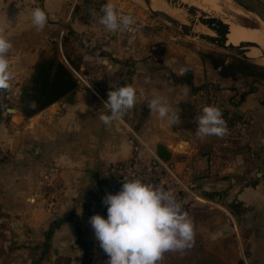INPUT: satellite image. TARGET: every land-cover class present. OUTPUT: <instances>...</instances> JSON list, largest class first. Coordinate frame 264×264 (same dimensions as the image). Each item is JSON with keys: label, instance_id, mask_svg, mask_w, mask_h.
<instances>
[{"label": "crops", "instance_id": "crops-1", "mask_svg": "<svg viewBox=\"0 0 264 264\" xmlns=\"http://www.w3.org/2000/svg\"><path fill=\"white\" fill-rule=\"evenodd\" d=\"M101 5L104 3L98 0H0V36L11 43L7 53L9 81L22 88L37 61L61 55L66 66L82 74L97 91V95L88 93L79 83L74 103L65 107L54 104L59 111L51 118L40 113L25 118L20 112H4L0 107V147L8 154L0 164V247L4 250L0 264H55L65 260L100 264L102 249L89 218L107 215L102 201L121 184L120 168L132 156L152 161L158 157L156 147L163 141L171 163H180V154L175 152L179 139H172L176 135L164 138L162 133L156 137L154 130L189 129L187 107L176 103L173 108L168 103L179 117L172 124L151 113L147 106L156 93L164 97L173 92L178 81L171 80L166 92L153 79L141 78L140 73L150 76L156 70L145 58L151 50L148 36L136 39L108 31L98 23ZM35 8L47 13L43 28L32 23ZM124 84L136 89L139 102L126 110L121 120L105 125L99 115L107 113V94ZM189 143L192 152L184 156L186 162L200 161L210 154ZM50 165L58 167V173L45 181L43 175ZM199 166L203 167L204 162ZM206 181H201L199 187L228 184L216 179ZM199 196L205 204H213L208 197ZM207 236L202 234L203 239ZM207 239L212 248L220 243L210 236ZM210 242L204 246L210 247ZM201 254L195 252L194 262L203 259Z\"/></svg>", "mask_w": 264, "mask_h": 264}, {"label": "rangeland", "instance_id": "rangeland-1", "mask_svg": "<svg viewBox=\"0 0 264 264\" xmlns=\"http://www.w3.org/2000/svg\"><path fill=\"white\" fill-rule=\"evenodd\" d=\"M186 1L223 21L234 18L228 13L231 9L225 0ZM100 2L104 4L111 2L119 16L132 18L131 25L119 32L136 39L143 35L148 36L151 50L149 57L145 58L155 66L156 70L150 76L140 73V77L153 79L156 86L162 87L161 91L166 88V92L171 80L178 81L177 86L172 85L174 91L162 98L172 104L173 108L177 107L176 103L187 107L186 115L189 123L187 125L190 128L154 130L156 137L162 136V133L164 138H169L170 134L176 135L172 139H175V142L179 139L175 145L177 154H180L178 149L183 141L193 143L204 153L218 150L224 158V165L230 170L218 178L207 179V181L215 179L226 181L228 184L212 187L214 183H208V186L200 188L199 183L195 194H179L174 197L193 224V239L190 247L165 252L157 264H264V78L261 79L264 75V64L236 57L199 39L184 36L178 29L154 17L149 7L141 0H98V3ZM164 7L171 17L185 24L184 13L183 20L181 11H173L165 4ZM193 20L197 24L198 20L195 18ZM234 21L240 25V28L248 29L254 26L255 30H261L255 20L235 19ZM236 42L240 43L239 39ZM58 59L66 65L61 55ZM70 71L73 73L72 69ZM77 73L79 79H86L82 74ZM248 74L255 77L251 78ZM76 79L78 81V78ZM85 85L82 86L83 90L87 88L88 93L97 95L96 87L86 84V81ZM191 85L194 87L192 88ZM87 92L85 91V94ZM161 94L156 93V96L161 97ZM206 105H215L222 112L233 114L235 118L233 128H228L223 136H198L196 117ZM55 110L57 114L59 110L56 108H52L51 113ZM163 142L165 145L159 144L156 150L162 148L169 152L166 142ZM191 152L180 154L178 158L180 163H171V159L166 163L180 172L186 163L184 156L190 155ZM7 156L8 154L6 158ZM204 161L203 159L202 162ZM250 193L253 199L251 195L250 198L248 197ZM199 195L208 197L209 202L213 204H205ZM215 197H218L220 202H215ZM244 197L248 200L245 201ZM214 204L217 207L213 206L215 209H212ZM202 234L208 235L205 239L210 236L213 242L218 240L220 243H214L212 248L210 239H203ZM197 239L200 241L196 242ZM224 240L225 243L222 244ZM207 241L210 242V247L204 246ZM200 242L203 246L199 244ZM218 244L219 248L216 247ZM3 251V247H0V253ZM208 251L213 254L209 255ZM195 252L198 256L202 253L203 261L194 262ZM101 253L103 261L100 264H108L107 255L103 250ZM231 256L235 259L232 260ZM55 264L72 263L65 260Z\"/></svg>", "mask_w": 264, "mask_h": 264}, {"label": "clouds", "instance_id": "clouds-1", "mask_svg": "<svg viewBox=\"0 0 264 264\" xmlns=\"http://www.w3.org/2000/svg\"><path fill=\"white\" fill-rule=\"evenodd\" d=\"M32 23L43 28L47 13L35 8ZM98 23L108 31L127 29L132 18L119 16L111 2L102 5ZM11 43L0 36V88H6L10 79L7 53ZM139 102L136 89L124 84L107 94L104 106L107 113L99 119L108 125L121 120L124 112ZM151 113L178 122V113L173 112L166 99L156 96L148 101ZM196 133L200 137L223 136L226 124L222 111L215 105L204 106L196 117ZM107 215L94 214L89 223L100 248L108 257V264H157L167 251L190 247L193 239V224L173 195L162 187L153 186L140 179L124 180L121 189L107 193L103 198Z\"/></svg>", "mask_w": 264, "mask_h": 264}, {"label": "built area", "instance_id": "built-area-1", "mask_svg": "<svg viewBox=\"0 0 264 264\" xmlns=\"http://www.w3.org/2000/svg\"><path fill=\"white\" fill-rule=\"evenodd\" d=\"M77 3L86 0H75ZM102 5L99 7V13L101 14ZM119 31H116L117 33ZM76 78H78V84L82 83L85 85L84 79H79V74L73 70ZM187 69L185 70V72ZM87 84V83H86ZM86 86V85H85ZM87 89V88H86ZM90 91L91 88H88ZM22 88L12 82L8 81L6 88H0V107L4 112L15 111L19 112V104L21 98ZM55 106V105H54ZM53 107V105H52ZM59 107V106H57ZM55 106L54 108L57 109ZM50 108V107H49ZM45 109L40 114L44 118H51L56 115L55 112L51 113L52 109ZM6 150L0 147V164L6 159ZM218 157V159H217ZM204 161V166L200 167L199 162ZM222 154L218 150L204 156L200 161H194L192 163H184L180 172L172 169L169 163L164 162L159 157L154 156L152 161L146 162L140 159L138 156H132L125 164L120 168L119 176L120 183L123 184L124 180L140 179L145 183L153 186L162 187L164 190L170 192L173 197L179 194H195L199 183L207 179L218 178L225 175L228 170L227 166L224 165ZM58 173V167L50 165L43 175V179L48 181ZM199 199V198H198ZM102 206L106 211V206L102 202Z\"/></svg>", "mask_w": 264, "mask_h": 264}, {"label": "water", "instance_id": "water-1", "mask_svg": "<svg viewBox=\"0 0 264 264\" xmlns=\"http://www.w3.org/2000/svg\"><path fill=\"white\" fill-rule=\"evenodd\" d=\"M148 1V0H146ZM162 1L167 7L174 11H181L187 17H189V24L183 25L175 18L171 17L169 14L162 12V11H154L150 8L151 14L161 19L162 21L166 22L167 24L173 26L174 28L178 29L181 34L184 36H191L193 38L199 39L200 41L214 46L220 50H224L236 57H242L246 60H253L247 57V53L249 49L255 48L260 49V46L256 43H241L238 46L228 43V34L230 33V26L229 24L225 23L222 19L215 17L202 9L196 6H190L188 4L183 3L181 0H160ZM235 2L241 9L247 11L257 17L261 22L264 23V0H232ZM198 17L197 24L203 27L205 30L213 33V35L209 34H199L194 30L195 22L190 20V18ZM246 28V27H244ZM248 28V27H247ZM254 30L255 27L252 26L248 28ZM262 58L264 59V55L262 54ZM75 100V92L70 93L66 98L59 102L60 107H65L66 105H71L74 103ZM15 113V111H12ZM2 115L0 113V121ZM191 149V145L188 141H183L179 145V153L180 154H187ZM122 187V184L116 186L113 190V194L117 193ZM216 202L219 201V198L215 199Z\"/></svg>", "mask_w": 264, "mask_h": 264}, {"label": "trees", "instance_id": "trees-1", "mask_svg": "<svg viewBox=\"0 0 264 264\" xmlns=\"http://www.w3.org/2000/svg\"><path fill=\"white\" fill-rule=\"evenodd\" d=\"M248 75L251 78L255 77L251 74ZM263 78L264 75L261 76V79ZM78 86V81L73 73L56 55L43 57L33 66L28 83L22 87L19 112L25 118L33 117L59 103L70 93L76 92ZM222 116L226 128L232 129L235 125L234 115L223 111ZM157 155L165 162H169L171 159V154L162 148L158 149Z\"/></svg>", "mask_w": 264, "mask_h": 264}, {"label": "bare ground", "instance_id": "bare-ground-1", "mask_svg": "<svg viewBox=\"0 0 264 264\" xmlns=\"http://www.w3.org/2000/svg\"><path fill=\"white\" fill-rule=\"evenodd\" d=\"M136 1H139V0H136ZM141 1H143V3H145L149 7V9L151 8L154 11H162V12L167 13L165 10L163 2L160 0H148V1L141 0ZM181 1L185 2L186 4H188L190 6H196V5L191 4L190 2H188L186 0H181ZM225 1L228 3L229 8L231 9L228 11V13H230L232 15V17H234L232 19H229L228 21L224 20V22L229 24V26H230V33L228 34V43L233 44L235 46H238L241 43H248V42L256 43L257 45L260 46V49H258V50L255 48L249 49V51L247 53V57L264 64V59L262 58V54L264 55V23L261 22L257 17H255L251 13L241 9L232 0L231 1L225 0ZM203 2H204V0H203ZM203 11L207 12L206 10H203ZM180 13H181L180 15L183 18V20L185 17L186 21L184 20V22H185L184 25L189 24V17L184 16L183 12H180ZM171 14H173V13H171ZM193 19L194 18H190V20L195 22V20H193ZM195 19L198 20V17H196ZM235 19H241V20H246V21L255 20L258 23V25L260 26L261 30H255V29L251 30V29L240 28V25L234 21ZM194 28H195L194 30H196L195 32H197L199 34L203 33V34H209L211 36L213 35V33L205 30L200 25H196ZM236 38L239 39L240 43L236 42L237 41Z\"/></svg>", "mask_w": 264, "mask_h": 264}]
</instances>
